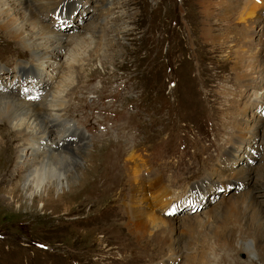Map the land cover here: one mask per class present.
Returning a JSON list of instances; mask_svg holds the SVG:
<instances>
[{
  "label": "rangeland",
  "instance_id": "rangeland-1",
  "mask_svg": "<svg viewBox=\"0 0 264 264\" xmlns=\"http://www.w3.org/2000/svg\"><path fill=\"white\" fill-rule=\"evenodd\" d=\"M59 1L55 0L54 8ZM120 1L113 0L110 6L108 0H76L69 5L68 15H61V8L59 17L42 0H26L29 9L68 44L54 47L42 62L0 29V65L5 66L0 70V89L47 105L55 91L64 90L59 116L88 133L78 146L70 144L73 150L81 148L77 160L64 169L62 181L46 179L40 189L25 187L28 167L24 158L34 154L28 149L30 135L17 131L7 137L0 148V264H264L263 249L246 248L251 241L248 226L240 231L244 243L240 247L219 244L213 234L217 230H225L231 243L230 238L238 233L229 215H225L228 222L211 221L214 225L205 227L202 234L184 238L181 255H175L167 242L159 244L157 229L141 220L147 221L149 211H155L146 205L151 201L161 208L160 216L174 218L182 229L190 216L196 219L221 198L245 192L256 179H264V171H259L264 162V132L255 141L247 129L237 135L236 128L225 131L231 109L221 96L222 85L237 88L236 49L250 52L249 60L264 53V0H242L231 13L220 10L216 1L211 7H205L202 0ZM207 14L212 16L211 25ZM212 25L215 32H225L226 44L209 40L207 31ZM76 32L84 37V44L81 40L71 44L70 36ZM94 32L97 36L91 39ZM244 43L249 48H242ZM71 54L80 61L68 79L71 86L63 87ZM258 66L261 70L256 68L254 74L260 82L264 71ZM258 92L264 95L261 87ZM238 95L242 110L237 112L236 123L240 127L244 117L257 114L264 119L261 95L254 96L252 89ZM46 107V131L54 133L51 138H61L66 126L51 122L59 108ZM7 126H0V136L13 127ZM22 146L26 152L18 162ZM223 150L229 158L223 159L226 164L252 167L250 181L243 184L228 176L230 168L221 175L218 163ZM91 152L93 158L87 162L92 171L79 183L78 170H84L85 157ZM132 157L138 161L137 171L129 167L135 164ZM137 173L148 178L155 174L163 188L185 195L182 207L173 215L166 214L165 204L160 203L164 196L158 192L154 196L155 189L147 201L141 193L148 192L145 185L141 191L132 187ZM211 173L218 181L205 183ZM72 174L78 180L74 189L66 180ZM197 182L207 195L199 198L203 206L188 204L186 193ZM219 182L225 189L218 190ZM258 187L264 194V185ZM172 231L170 237L176 235ZM152 236L157 240L148 246L144 239Z\"/></svg>",
  "mask_w": 264,
  "mask_h": 264
},
{
  "label": "bare ground",
  "instance_id": "bare-ground-1",
  "mask_svg": "<svg viewBox=\"0 0 264 264\" xmlns=\"http://www.w3.org/2000/svg\"><path fill=\"white\" fill-rule=\"evenodd\" d=\"M42 1L45 2L46 5L52 7L55 16H59L61 12V8H62L61 15H68L70 10L69 5L71 3H74L76 0H62L61 2L59 1L57 4L58 6L57 8L53 7L56 4L55 0H42ZM108 1L111 2L110 6H112L113 0H108ZM213 1H216V4L218 5V7H220V10H225L226 12L231 13L233 9H237V7L240 5L242 0H202V3L205 7H208ZM119 2L121 3L120 0ZM59 17H55V18L59 19ZM60 20L61 22L63 21L62 18H60ZM207 21L210 22L209 23L210 25L212 24L211 14L208 15ZM0 29L4 31L5 34L9 38H11V40L19 43L20 48L21 47L24 48L25 50L32 53L35 57H37L40 62L49 58V55H51L50 50H54V47L57 46L68 47L67 43H62L61 35L58 34L57 31L53 30L51 25L44 24L43 21L40 20V17L36 13H33L31 9H29L26 0H0ZM216 29L217 28H215V26L212 25L207 31L208 34L207 37H209L210 38L209 40L213 41L215 44H220V45L226 44L227 37L225 39V32L223 31L215 32ZM95 35H96L95 32L91 33L90 36L91 39H94V37L97 36ZM83 39L84 37L80 36V34H78L77 32L72 33L70 36L71 44L75 42V44L78 45L79 40H81L82 43L84 44ZM85 43L88 44L89 42L86 40ZM87 47H90V45ZM241 47L242 48L244 47L245 49V48H249V45L247 43H244V45L242 44ZM240 49H241L240 47L236 49V53H237V54L235 53L236 64H234V68L236 69L235 74L237 75L236 76L237 88L229 89L228 85H222L223 90L221 91L222 93L221 96L225 98V103H226L225 106L227 107L229 105V108L231 109L230 112H227L228 111L227 108L225 109L227 114L229 113L228 114L229 124L226 125L225 131H228V129L233 130L236 128L237 133L235 135H237L238 132L247 129L248 133L250 132L254 135L255 138L254 140L256 141L258 139L257 136L260 137V139H262L261 137L264 132L263 116L256 114L254 118L244 117L239 122L242 126L240 127L236 123V117L238 114L237 112L239 109H241L239 107V104L237 103V98L239 96L238 94L241 93L243 90L252 89L253 95L254 96L261 95V98L264 101V95L258 92V87L264 89V72H262L260 75L261 76L260 82L257 81L259 77H256L254 74L256 68H260L258 65H261V67L263 66V71H264V53H262L259 57L256 56V58L252 56L253 58L249 60L247 56L250 52H246V50H240ZM70 56L71 57L69 58V60L71 59L72 60L67 68L69 74L66 76L65 80L61 83L63 87L71 86V83L68 82V79H70L73 76L72 75L73 72L77 71L76 64L79 63L80 61V59L76 58L74 54H71ZM3 67L5 66L1 64L0 70H2ZM21 70H24L25 73L24 68H20V71ZM260 70H258V72H260ZM24 76H27V73L24 74ZM32 76L34 77V75ZM28 77H31V75H28ZM63 91L64 90L55 91L52 94L51 97L52 99H50L49 105H47L45 102L36 104L27 101L24 98L20 99L19 96H16L12 91H9L5 87H2L0 89V126L2 125L9 126V124L13 126V127L10 126V128L7 126L9 133L0 136V148L4 147L3 145L6 143L7 137L9 138L11 136L10 134L12 133L18 134L16 132L21 131L23 134L30 135L28 137H30L29 144L31 146L29 147L27 146V147L28 149L30 148L31 150H33L34 154L28 159L24 158L25 155L24 152H26L25 151L26 149L25 146H22L20 147L17 155L18 162L23 161L24 158L23 164L27 165L28 167L27 169L28 174L26 176V179H28V181L25 186L27 189L31 187L35 189H40V186L44 183V180L46 179H48V181H51L52 179L56 178L58 182H61L62 177L65 176L64 169L67 166L72 165L71 162L77 160L78 158L77 155L80 152L79 150L81 148V146H79L76 147L74 150L71 149L70 147L71 142L69 141H73L74 139L71 137H76L81 141L86 138L85 137L86 133H84L78 127H76L74 123L71 122L67 123L65 119H63V117L59 116L58 114V111H61L60 107L63 105L64 102V99H62L63 95L61 94V92ZM46 106L50 107L52 111L57 110L59 108L57 110V113H52L51 122H55L54 123L55 126L59 124H63L66 126V129L64 130L65 131L64 135L61 138H55V137L51 138V135H53L54 133H52L51 130L46 131V128L44 126V124H46L45 117L46 114H48V108ZM232 132H234V130ZM227 135L230 137L231 133H228ZM232 137L233 136H231L230 138ZM223 140H225L226 142L228 141V139L226 140L225 138V134ZM237 141H241V138H238ZM79 142L77 146L79 145ZM58 147L66 149V151L61 152V150H59ZM224 148L226 149V146ZM236 148L238 150V146H236ZM225 151L223 152L222 157H220L221 160L218 163L219 171L222 172L221 175H226L225 172L227 173L228 169L230 168L229 172L231 173H227V175L230 177L232 176L234 179L242 182L243 184H246L252 178V171H251L252 167L247 166L245 164H241L238 166L237 164H232V165L226 164L223 159L228 160L229 158H226ZM90 154L91 155L89 157L87 158L85 157V161L87 165L85 166L84 170L83 169L78 170L79 183L81 178L83 180H86L88 178L90 171H92L91 166L88 165L90 159L93 158V153L91 152ZM132 160L133 162H135V164L134 166L133 164H129V167L130 169L132 168L135 171H137V168L139 166V164L137 163L138 161L135 158H133ZM130 162L132 163V161ZM89 166L90 168H88ZM259 171H264V162L259 167ZM138 174L140 173H137L136 174L137 176L135 175L136 177L133 179L132 187L133 189L141 191L144 187L143 185H145L146 190H148V192L145 190L147 193L146 192H141V193L143 194V197L147 201H150L149 192L151 191V189H155L154 196H156L158 193L164 196V198L160 202L161 205L165 204L163 208V212L165 211L166 214L173 215L175 211H177L182 207L183 203L175 199L178 194L173 195L171 192L167 190V188H163L164 186L161 185L162 179L157 183L155 174L149 175V178L146 177L145 175L138 176ZM204 179H206L204 180V182L206 183L208 181L209 184L216 183L218 181L217 175H215V173L206 175V178ZM66 180L71 185V188L73 187V185H77L78 183V180L76 181V177L73 174L71 176L69 175V177H67ZM197 183H198L197 185H193L189 189V192H191L192 194L190 195L186 193V196L189 195L188 203L190 205L201 204L203 206V203L200 202L199 198L201 199L207 198V195H205L204 191H202V187L198 188L200 182ZM251 185H250L251 188H248V190H246L245 192L243 191V192L231 193L226 197L221 198L215 203V205H212V207L198 214L196 219H194L193 216H190V218H188L186 221L182 223L183 226L182 229L175 224L174 218H165L164 216H160L161 208H159L160 210H158L155 204L152 203L151 201L149 203L147 202L146 205H148L149 207H153L155 211L154 212L149 211L148 217L146 218L147 221H143L142 218L141 220L142 223L147 222V224H150L152 227L157 229V233L160 236V242L158 241L159 244L161 243L163 246H165L167 242V245H169L170 249H172L175 252V255H179L181 253L180 248L184 244L183 243L184 238L187 237L189 238L190 236H196V233L199 231H201L200 233L202 234V231L205 227L209 225L207 228H210V226L214 225V224L211 225V223H209L211 221L212 222L217 221L219 223V220L220 222L224 220L228 222L227 220L228 218H225V215H229L230 222L234 224L232 225L234 226L232 229L234 233L235 231L238 233L237 234L235 233L233 237L230 236L231 234L228 236L229 238L231 237L230 238V240H232L231 243L229 240L227 241L228 238H226L225 236V230L222 231L217 230V232L213 234L217 236V241L219 242V244L226 243V245L233 244L234 246L240 247L241 245L244 244L243 242H241V238L239 236V234L241 233L240 231L241 229L248 226L247 228L251 236V241L246 244L247 250L251 251L252 247H255V248H261L264 251V194L260 192V189L258 187L259 185L260 186L264 185V179L263 180L256 179ZM222 189H225V185L219 182L218 190H222ZM192 190H196V191L193 192ZM180 198H185V195L181 196ZM150 216H151V220H149ZM240 221L241 222L244 221L246 225H241ZM172 230H176V235L170 237L169 234H172L173 232ZM241 234H243V232ZM154 239L157 240L156 236L155 237L152 236L148 239H144V241L147 242L148 246H152L154 245L153 244ZM137 240L139 239L137 238ZM139 248L140 247H138V250L140 251Z\"/></svg>",
  "mask_w": 264,
  "mask_h": 264
}]
</instances>
